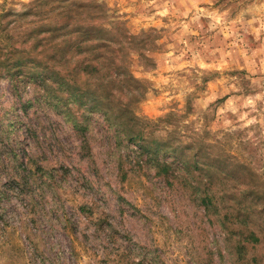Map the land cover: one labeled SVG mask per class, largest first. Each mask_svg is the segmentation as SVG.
<instances>
[{
  "label": "rangeland",
  "instance_id": "374dc122",
  "mask_svg": "<svg viewBox=\"0 0 264 264\" xmlns=\"http://www.w3.org/2000/svg\"><path fill=\"white\" fill-rule=\"evenodd\" d=\"M37 1L0 0V264H264V0ZM68 15L123 49L138 125L80 109L79 71L60 87L5 72ZM132 129L190 149L159 153L165 173Z\"/></svg>",
  "mask_w": 264,
  "mask_h": 264
},
{
  "label": "trees",
  "instance_id": "16d2710c",
  "mask_svg": "<svg viewBox=\"0 0 264 264\" xmlns=\"http://www.w3.org/2000/svg\"><path fill=\"white\" fill-rule=\"evenodd\" d=\"M46 0H38L32 6L33 9H38L42 2ZM59 19H71L70 22L56 23L52 26L42 25L37 30H28L31 34L35 32L34 43H32V55L29 52L22 54L11 53V57H6L7 63L5 72L13 80L19 76L21 80L32 84L44 85L48 80H52V84H57L59 87L70 84V78L74 75L72 73L79 71V108L88 109L89 111H96L101 113L105 119L115 127L123 128L127 125L132 128V124L138 125L140 121L137 117L127 115L129 114L130 97L135 91H140L139 80H136L129 72L124 63H120L121 48L115 51L110 47L115 44L111 38L112 32H107L108 29L97 28L96 26L81 27L79 22V32L75 29V22L73 16H58ZM68 25V26H66ZM47 28V35L39 37L42 34L40 30ZM98 32L101 33L98 34ZM60 35H64L65 40H60ZM79 36V64L76 63L75 68L71 71L69 66L71 61L75 59L78 51V46L74 50L75 43ZM68 39V40H66ZM81 40L96 42V45L89 50L87 47H80ZM154 40L152 32L144 35L143 41L147 42ZM130 44L136 42V38L131 37ZM153 43V42H152ZM151 43V44H152ZM155 45L153 44V47ZM98 48H104L98 50ZM150 51V49L148 50ZM35 52V53H34ZM75 52V54H72ZM9 55V56H10ZM117 55V56H116ZM143 55V54H142ZM126 57L127 55H122ZM144 56V55H143ZM145 57V56H144ZM148 60V58L146 57ZM12 60H14L12 62ZM119 61V62H117ZM72 81V80H71ZM129 95V96H128ZM112 100H115L117 105L112 106ZM123 116H126L124 118ZM81 126H79V129ZM143 130H130L127 135L132 140H137L138 150L141 154L147 155L153 159L159 169H163L168 173L172 164H160L158 154H163L164 157L179 160L183 155L184 150L190 149L186 146H169L167 142L154 141L156 148L146 145L148 139L142 135ZM143 142V143H142ZM195 155H198L195 152ZM221 156H217V160ZM159 163V164H158ZM184 164V162L179 161ZM185 165V164H184ZM164 166V167H163ZM184 169L185 168H181ZM205 191V196L202 199L203 205L209 206L214 204V196L210 194L212 190L209 186ZM209 191V192H208ZM253 233V232H251ZM256 237V236H255ZM257 239V238H256Z\"/></svg>",
  "mask_w": 264,
  "mask_h": 264
}]
</instances>
